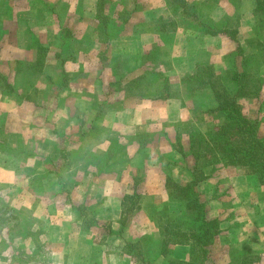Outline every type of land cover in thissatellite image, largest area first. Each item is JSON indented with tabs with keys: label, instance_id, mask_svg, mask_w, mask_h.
<instances>
[{
	"label": "crops",
	"instance_id": "0c3cea01",
	"mask_svg": "<svg viewBox=\"0 0 264 264\" xmlns=\"http://www.w3.org/2000/svg\"><path fill=\"white\" fill-rule=\"evenodd\" d=\"M115 1V4L118 5L124 0ZM98 2L99 0H0V28L6 31L12 30L18 35L27 36L28 44L26 42L27 47L24 49L27 52L30 51L31 58L34 56L32 58L33 62L35 60L38 61L40 66L44 64L42 70L37 71L40 80L48 77L47 74L50 76L52 74L51 69L55 71L54 76L62 78L76 76L77 79H80L77 80L80 84L86 78L88 79L85 85L82 84L78 88L67 83L62 86H60L61 84H56L52 96L49 97L48 95V98H52L51 102L41 105H34L35 102L33 103L29 99V94L32 90L27 87L23 89L21 84L8 86L7 92L0 87V131L3 133L0 135V143L3 144L5 140L8 142L11 136L8 129L1 127L4 125L5 115L2 113L4 110L52 107L56 111L67 108V103L70 101H72V106H76L84 113H87L90 108H92V111L94 109L92 115L98 116L97 121L94 119L87 120L89 118L87 116H82V118L80 116L77 119L72 118V121H69L71 125L76 126L90 123L89 125L91 126L89 128L93 126L96 129H91L92 132L95 131L92 134L77 132V139V136H72L75 140H70L73 145L69 147V150L68 148L65 150V154L70 153L68 156L78 157L79 150L82 149L84 142L92 138L91 142L93 144H87V152L99 157L100 163L98 167L100 170L99 172H96V170L85 172L82 182L84 193L81 192V195L84 194L85 196L86 206L90 199H92V204L94 201L98 205L100 214L97 215L103 217L102 221L104 223L101 225L102 228L98 229L97 224L92 225L89 219L84 220L87 228L78 221L81 213H87L88 210L85 209L86 206L83 209L80 204H75L73 192H76V190L73 187L69 188V190H72L69 191V206L60 208L54 202L45 198L39 196L38 199L28 188L30 187L28 182L27 187L25 186V171L30 170L32 158L36 159L35 156L41 154V152L36 154L32 151L30 142L33 141L34 146L40 144L42 148V142L46 138H35L29 135L26 138L22 130V134H18L19 136L17 137L19 138L17 140H23V147L18 142L17 149L21 152H18L17 155L22 156L23 167L1 168L0 164V189L6 195L8 205L18 212L16 213L18 214L22 235L24 236L18 237L17 240L22 242L24 246L26 243L27 251L25 252V247H23L22 253L18 249V254L5 255L4 253L8 250V241L10 242V239L6 233L2 232V239L0 238V264H46L42 260L36 261L34 259L35 256L32 257L30 252L36 254V252H45L47 249L51 255V264H136L135 260L131 262L129 255L124 251V247L127 242L135 243L136 240H140L139 243H141L146 238L145 234H149L151 243L153 242L155 246H158L153 256L155 260L151 264H193L188 262L191 251L189 243H174L168 246L164 255H159L158 253L163 239L174 240L179 233L187 231V226L183 225L180 227V224H182L180 221L188 220L186 212L187 200L184 197L168 196L163 185V172L160 171V168L156 165L157 161L154 159H151L150 164L145 169L142 168V170L141 168L137 169V164H140L137 159L143 155L145 156V154L139 156L136 153L137 151L133 154L134 167L126 166V163H121V160L119 162V159L116 158V156L121 157L117 153L127 152V146L129 145L126 143L127 138H124L122 130H127L132 126H148V124L162 123L164 127L179 124L182 121L181 111L176 106L179 103L174 104L171 101L161 102L157 99H152L140 103L137 102L134 107H122L123 103L118 101L115 102L113 107L118 110L112 112L111 115L104 116V113L98 111L99 106H104L109 102L106 101V96L99 89L104 85H108L113 76L108 79L107 74L102 72L103 70L98 71L99 68L103 67L100 66L98 49L102 45L104 50L107 48L106 45L110 44L109 67L114 62L115 65L121 68L122 63L119 65V62L115 61L120 56L127 58V55L131 54L135 63L129 69H136L140 65L141 60L142 64L156 60L159 56L158 49H162L161 53L163 56H166L171 62L174 75L190 73L196 64L213 60V57H218L219 65L222 62L223 55L226 53V50H223L224 45L230 44V41L223 31L218 36L204 33L192 23L195 22L194 19L184 23L188 12L194 9L199 19L211 25H220L226 22L234 30L236 46H241L245 53L253 55L256 51L253 42L256 36L261 37L262 47H264V26L261 27L256 23L255 1L147 0L144 10L140 12L138 17L141 21L138 20L139 22L135 26L134 31L126 36H109L106 42L101 41L103 39L101 35L94 36V30H100V23L96 18ZM106 5L107 3L104 4V7ZM13 12L18 14V20L16 18L13 19V15L12 20L5 17L1 18V14H13ZM29 13L31 15L34 13L38 14L39 19L37 18L30 22L32 17L29 16ZM165 14L168 15L166 18H164ZM42 17H45V20L41 24ZM193 17H195V14ZM131 20L132 18L129 24L133 23ZM172 21H174L175 28L168 27L169 25L167 26L166 24H171ZM33 24V28L36 31L31 34L29 30ZM47 28L54 30L56 33L60 29L66 31H63L60 35L58 33L59 36H55V42L50 45L41 42L39 35L41 29ZM36 36L40 40L37 42L41 47L47 48L49 52L47 55H42L39 60H37L38 56L35 51L33 52L30 44L31 37L36 39ZM82 40L86 41L85 58L82 54L79 55L74 47ZM6 43L10 47L14 45V41H11V39H7ZM56 43L60 44L59 50L54 49V47L58 46ZM217 43L218 56L215 55ZM148 49L150 51L153 49V59L149 58L148 55L142 58L144 51L146 53ZM14 57H12L13 61ZM102 58L104 59V57ZM104 68L106 69L107 66L105 65ZM29 71L30 69H27L24 72ZM32 71H35V69ZM142 74L131 73L128 77H138V75ZM17 75L21 79L23 74ZM48 89H50L49 84L34 86V91L38 90L39 93ZM23 90H27V92L22 93L21 91ZM97 98H99V104L95 103ZM159 106L165 107L166 112L164 115L157 114L154 111ZM44 122L45 124L48 123L47 120ZM102 126H110L112 130L109 129L107 131L104 129L103 133L96 135ZM44 127L47 131V127ZM44 137H48L47 134H44ZM49 138L54 143H57L62 137L61 134L54 133L50 134ZM131 139L133 141L136 140L134 136ZM156 139L160 138L156 137ZM116 141L122 143L118 144ZM167 144H162V147H166ZM8 147L12 148L14 146L8 145ZM146 148L144 150H150V148ZM141 150L143 153V149ZM113 151L117 152L113 160L114 169L110 167L108 157ZM62 152L60 150L55 152L59 160L62 157ZM5 155V151L0 150V158ZM77 161L78 159L73 161L71 168L74 165H80ZM153 161H155L154 165ZM26 165L27 168H25ZM87 168H95V165H89ZM47 171L52 178L57 180L62 168L54 170L50 168ZM15 174L21 175L23 178L14 177L11 180V177ZM233 174L228 178V184H230V188H234L230 190L235 193L236 197L231 203L230 200L226 202V196H223L224 201H219L223 205L231 204L227 210H224L225 215L220 218L218 234L219 240L226 245L223 249L228 250L227 253L230 259L238 258L239 256L242 258L244 252L264 253V185H260L247 172L235 171ZM57 186L59 187L61 184L58 183ZM96 193L101 194L98 195ZM95 197H97L98 201L94 200ZM140 197L142 201H134L132 203V205H137L134 211L132 209L133 212L136 211L135 214L129 216L128 210L125 209L127 207L125 200L131 201ZM3 209L5 210V208ZM89 209H92V207ZM125 212L127 215H125L127 218L126 224L121 221ZM166 221L168 224H166ZM36 229L40 231L37 239L39 243L30 237V232L36 231ZM220 233H222L223 238L220 237ZM96 242L101 244L97 246ZM140 245L142 249V243ZM218 252H222V249L218 248ZM247 262V264H264L262 259L257 263ZM218 264L222 263L218 261Z\"/></svg>",
	"mask_w": 264,
	"mask_h": 264
},
{
	"label": "rangeland",
	"instance_id": "374dc122",
	"mask_svg": "<svg viewBox=\"0 0 264 264\" xmlns=\"http://www.w3.org/2000/svg\"><path fill=\"white\" fill-rule=\"evenodd\" d=\"M146 1L147 0H124L121 4L119 3L116 5L115 0H106L107 5L105 6L106 10H104V16L108 21L105 25V31L107 34H110L113 37L130 35L134 31L138 22L141 21L138 17L140 12L144 10ZM194 14L195 17H193ZM256 14V23L261 27L264 26V14L262 12ZM12 15L13 19L16 18V20H18V14L15 12H13V14H1V18L5 17L6 19L12 20ZM29 16L32 17L30 22L38 18V14L36 13L32 15L29 13ZM101 16H103V14ZM167 16L168 15L165 14L164 18ZM131 18V22H133L132 24L122 26V20ZM191 19H194L195 22L192 23L196 25V28L198 27L206 34L218 36L221 31H223L224 35L228 37L231 45H224L223 50H226V53L223 55L221 64L218 65V57L215 58L212 56L213 60H208L202 64H196L190 73H186L185 75H174L171 62L166 56H163L161 53L162 49H158L159 56L156 60H152L151 62L149 61L147 64H142L141 60L140 65H138L136 69H129L130 66L135 63L131 54H128L127 58L120 56L118 57V60L115 61L119 62V65L122 63L121 68H119L118 65H115L114 62L112 66L109 67L108 60L110 58L109 52L111 51V46L110 44H107V48L104 50L102 49V45L99 46V61L101 63L100 66L103 67L99 68L98 71L103 70L102 72L107 74L108 79L113 76L108 85H104L101 89H99L106 96V101L109 102L104 106H99L98 111L100 113H104V116L108 114L111 115L112 112L118 110L113 108L115 106V102L118 101L123 103L121 105L122 107H134L137 102L140 103L145 100L157 99L161 102L171 101L174 104L179 103L176 106L178 110L180 109L182 114V121L174 126L164 127V124L158 123L153 125L148 124V126H132L127 130H122L124 138H127L126 143L129 144L127 146V152L122 151L119 154L116 151H113V153L108 156L109 165L112 169H114L113 160L117 153V155L121 156H116V158L119 159V162L121 160V163H126V166L134 167L133 154L137 151L136 153H138L139 156L145 154V156L143 155L137 159V161L140 162L139 165L137 164V169H145L146 166L150 164L151 159L157 161L156 165L160 168V171L163 172V185L165 189L167 187L170 190L172 184L174 183H178L180 185L195 184L191 190H189V193L184 196L185 200L187 198H196L200 200L205 207L208 218L216 219L215 221L217 222V227L212 229L208 234L209 239L203 247V250L207 252L205 255L206 257L199 256L205 257V261L200 262V260L196 259L195 263L192 262L193 264H218V261L222 264H240V262H243L244 260L257 263L261 259L262 262H264L263 252H244L242 258L239 256L238 258L230 259L227 253L228 250L223 249L226 245H224V242H221L218 238V224L220 222V218L225 215L224 210H227L231 206V201L233 202L236 197L235 193L230 190L234 188H230L231 186L228 184V178L231 175H234L233 173H235V171H240L251 174L260 185H264V183L260 182L259 176L250 166L228 165L224 163L223 166L218 165V160H216L218 154H216V157L212 156L213 158H211V161L213 164H208L206 162L207 158L205 160L200 159L199 161H196L189 147L193 135L200 133L208 139L215 134L220 124L224 121L223 117L219 115L217 110H215L217 103L213 99L211 90L212 86H214L213 89L217 91H223L226 89L233 95L237 87H239V84L236 85L232 80L235 72H238L239 74L245 73L247 75V86L243 89L244 96H240L237 100L238 106L244 111L243 113L249 120L256 123L261 138H264V47H262L261 37L256 36L254 38L253 42L256 51L252 55L247 52L245 53L241 46H236V38L233 33L234 30H232L226 22H223L220 25H211L210 23L199 19L194 9H191V11L188 12L184 23L190 22ZM44 20L45 17H42L41 24ZM166 24L167 26L169 25L168 27L175 28L174 21H172L171 24ZM33 26L34 24L31 26V29L29 28L31 34L33 31H36ZM63 31L65 32L66 30L60 29L57 30L56 33L54 30L49 28L41 29L39 32L40 40L43 43L51 45L53 44L52 42H55L54 37H57L58 33L60 35ZM94 31V36L96 35L97 37V35H100L99 29ZM7 39L14 41V45L12 47L8 46L6 43ZM38 40L37 36L36 39L31 37V43L29 40L33 52L35 51V54L38 56L37 60H39L42 55L44 56L49 53L47 48H45L47 49V51H45V49L41 47L38 43L40 40ZM26 42L28 44L27 36L18 35L12 30L6 31L0 28V87L5 92H7L8 86L10 87L13 84H21L23 89H25L24 87H27L32 90L29 94V99L33 103L35 102L34 105H41L51 102L50 100L52 98H48V95L49 97L52 96L53 89L56 87V84H61L60 86H62L67 83L77 88L82 84H86V81L88 80L87 78L82 84H80L77 81L80 79H77L76 76H69L67 78L54 76V69H51L52 74L50 76L47 74L48 77L41 78V81L37 71L39 72L42 70L44 64H41L40 66L38 61L35 60V62H33L34 60H32V58L34 56L31 58L30 51L27 52L24 49L27 47ZM85 43L86 41L82 40V42L74 45L78 51L77 53H79V55L82 54L84 58L86 55ZM56 44L58 46L54 47V49L59 50L60 44ZM216 48L217 52L215 55L218 56V43ZM152 50L150 51L148 49L146 53L144 51L142 58L148 55L149 58L153 59L154 53ZM13 56H15L14 61L12 59ZM102 57H104V59ZM73 63L72 65H74ZM151 64L152 66H150ZM105 65L107 66L106 69L104 68ZM27 69H30V71L25 73L24 71ZM33 69H35V71H32ZM131 73H143L144 75H138V77L133 78L128 77ZM17 74H23L22 78L20 79V76ZM41 84H49L50 89L41 93H39L38 90L34 91V86H40ZM21 92L24 93L27 92V90H23ZM98 99L99 98L95 99L96 104H99L100 102ZM67 106V108L58 109L56 111L52 107L42 109L21 108L19 110L13 109L11 111H2L5 116L4 125L1 127L8 129L11 136L8 142L5 140L3 144L0 143V150H4L6 153L5 156L0 158V164L2 166L1 168L23 167V158L21 155H17L18 152H21L17 149L18 142L23 147V140H17V138H19L17 136H19L18 134H20L22 130L24 131L26 138L28 135L35 138H46L48 141L45 139V141L42 142V148L40 147V144L34 146L33 141L30 142V148L32 151L36 154L41 152V154L35 156L36 159L32 158L30 170L25 171V186L27 187L28 182L30 186L28 188H30L31 192L38 199L39 196L45 198L46 200L54 202L60 208H66L69 206V191H72L71 189L69 190V188L73 187L76 190V192H73V196H75L73 197L76 202L75 204H80V207H83L84 209L86 206V200L84 194L81 195V192L84 193V189H82V182L84 180L85 172H92L94 170L99 172L100 168L98 167V164L100 163V160L98 156L87 152V144H93L91 142L92 138L84 142L82 149L79 150L78 157L68 156L70 153L65 154V150L67 148L69 150V147L73 145L71 141L75 139H73L72 136H77L76 139L78 138L77 132L82 134L85 132L86 134H92L95 131L92 132L91 129L95 130L96 128L93 126L89 128V126H91L89 125L90 123L81 126L71 125L69 121H72V118L77 119L80 116L81 118L82 116H87L89 117L87 120L94 119L97 121L98 116L92 115L94 112V109L92 111V108L88 109L87 113H84L76 106H72V101L67 103ZM154 111L160 115H164L166 112L165 107L163 106L156 107ZM45 120H47V124H45ZM44 126L47 127V131L44 129ZM104 129L107 131L109 129L112 130V127L102 126L96 135L103 133ZM54 133H58L59 135L61 134L62 137L57 143H54L51 141V138H49L50 134ZM2 134L3 133L0 131V135ZM44 134H47L48 137H44ZM132 136H134L136 140L133 141L131 139ZM156 137L160 139H156ZM120 143L122 142L119 141L118 144ZM166 143H168L166 147H162V144ZM8 145H13L14 147L12 148L14 149L9 148ZM144 148H150V150H144ZM141 149H143V153ZM56 150L63 151L60 160L58 159V155L56 156L55 154ZM77 159V162H79L80 165H74V167L71 168L73 161H76ZM155 161H153V165L155 164ZM89 165H95V168H87ZM25 168H27V165ZM50 168H53V170L56 168H62L61 173L57 176V180L52 178L47 171ZM14 177L23 178V176L15 174L11 177L12 179H10L13 180ZM196 177L200 178L201 181L194 183L195 181L193 180ZM58 183L61 184V186L58 187ZM169 190H165V192L167 193ZM96 194L100 195L101 193ZM223 196H226V202H229L227 200H230L229 204L223 205L219 202L220 200L224 201ZM219 197L220 199H218ZM6 199V195L3 194L0 189V238L2 239L1 233L4 232L10 239V242L8 241V250L4 254H18V249L22 253L23 247H25L24 251L26 252V243L24 246L22 242L17 240L18 237L21 238L24 236L22 235V227L19 223L20 220L17 214L18 212L14 210L13 207L8 205ZM94 200L98 201L97 197H95ZM134 201L140 202L142 200L141 197L138 199L135 198L131 201L125 200L127 203V207L125 209L128 210L127 213L129 216L134 215L136 212H133L136 209L135 207H137V205H132ZM81 202H83L82 205ZM91 207L92 209H89ZM3 208H5V210ZM85 209L88 210V212H82V216L80 215V219H78V221H80L82 225L87 228L84 220L89 219L92 225L97 224V228L101 229V225L104 223L102 221L103 217L97 215L100 214L98 205H96L94 201L92 204V199H90L87 202ZM180 223H182L180 224V227L183 225L188 226L190 224V220L188 218L187 221H180ZM39 233L40 231L37 229L36 231H31L30 237L35 241H38L37 239L39 237ZM220 235V237L223 238L222 233H220ZM145 236L146 238L141 241L143 258L150 260L155 255L158 246H155L153 242L151 243L149 234H145ZM15 239L16 241H14ZM98 242H96L97 246L101 244ZM218 248H221L222 252H218ZM30 255L32 257L35 256L34 259H36V261L42 260L46 262V264H51V255L48 249L45 252H36V254H34V252H30ZM129 258L132 262L131 256H129ZM135 263L142 264L139 261H136Z\"/></svg>",
	"mask_w": 264,
	"mask_h": 264
},
{
	"label": "trees",
	"instance_id": "16d2710c",
	"mask_svg": "<svg viewBox=\"0 0 264 264\" xmlns=\"http://www.w3.org/2000/svg\"><path fill=\"white\" fill-rule=\"evenodd\" d=\"M254 1L256 4V12H262L264 14V0ZM105 3L106 0H99L96 16L100 23V35L104 39L101 41L104 42L111 36L105 31V25L108 23L107 18L104 16ZM102 14L103 16H101ZM129 22L130 19H124L121 21V24L122 26H126ZM246 78L247 75L245 73L239 74L235 72L232 80L236 85L239 84V87H237L233 95L226 89L217 91L213 89L214 86H212L211 92L213 94V99L217 103L215 110L223 117L224 121L220 124L215 134L208 139L200 133L193 135L189 147L196 161L200 159L205 160L207 158L206 162L208 164H213L211 158L216 157V154H218L217 159L215 158L218 160V165L223 166L224 163L228 165L250 166L259 176L260 182L264 183V138H261L256 123L246 117L243 113L244 111L239 108L237 103L238 98L244 96L243 89L247 86ZM198 177L194 178V183L201 181ZM194 185L193 183L189 185L174 183L170 190L166 187V191L169 190L167 192L168 196L181 198L186 196ZM186 200L187 214L190 220L187 231H185V233H179L174 240L163 239L160 243L158 253L159 255H164L168 246L174 243H189L191 245V251L188 262L195 263L196 259L200 260V262H204L207 252L203 250V247L209 239L208 234L212 229L217 227V222L215 221L216 219L208 218L205 207L200 200L196 198H187ZM125 215L126 212L124 216H122L121 221L126 224L127 218ZM167 221L166 224H168ZM139 241L140 240H136L135 243L127 242L124 247L125 253L131 256L132 260L139 261L142 264H151L155 258L152 260L143 258L141 243H139ZM247 263V260H244L240 264Z\"/></svg>",
	"mask_w": 264,
	"mask_h": 264
}]
</instances>
